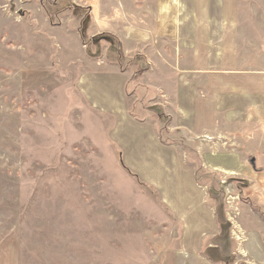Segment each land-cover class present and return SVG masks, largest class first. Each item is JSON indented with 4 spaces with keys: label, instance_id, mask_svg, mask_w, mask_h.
<instances>
[{
    "label": "rangeland",
    "instance_id": "1",
    "mask_svg": "<svg viewBox=\"0 0 264 264\" xmlns=\"http://www.w3.org/2000/svg\"><path fill=\"white\" fill-rule=\"evenodd\" d=\"M142 6L0 0V264H174L182 222L156 186L124 162L110 137L115 117L94 107L80 87L83 73L105 59L129 72L131 114L154 121L163 143L185 154L215 210L219 233L205 238L203 256L215 264H254L247 229L264 221V193L249 180L208 170L196 148L234 151L235 142L173 127L172 98L151 82L172 89L176 45L163 38L140 51L134 34L153 24ZM224 6L225 28L236 32L237 68L264 71V0ZM105 32L114 41L94 38ZM248 131V146L238 148L254 150L249 164L262 172L264 162L253 159L264 160V124Z\"/></svg>",
    "mask_w": 264,
    "mask_h": 264
},
{
    "label": "crops",
    "instance_id": "2",
    "mask_svg": "<svg viewBox=\"0 0 264 264\" xmlns=\"http://www.w3.org/2000/svg\"><path fill=\"white\" fill-rule=\"evenodd\" d=\"M138 1L143 5L140 11L153 19L152 26H141L134 34L140 51L144 48L143 53L147 52L149 44L163 38L172 39L176 45L177 56L171 61L172 89L151 82L161 89L163 86L167 98H172L168 101L174 114L173 127L197 138L219 133L235 142L234 151L211 150L200 143L196 148L208 170L249 180L264 193V171L249 164L248 157L255 151L238 148L248 146L244 141L248 130L264 124V71L237 68V37L236 32L225 28L228 16L221 10L224 0ZM194 2L200 3L201 15H196ZM105 33L94 38L114 41L111 32ZM225 35L228 45H224ZM96 65V71L83 73L80 87L94 107L115 117L110 137L121 148L124 162L156 186L182 222V245L172 252V262L215 264L203 256L201 246L205 238L219 233L216 213L205 203L203 190L195 183L193 167L178 148L163 143L154 121L139 120L131 114L129 72L119 63L109 64L107 59ZM253 161L264 162L256 158ZM247 234L248 258L254 264H264V221L255 229H247Z\"/></svg>",
    "mask_w": 264,
    "mask_h": 264
}]
</instances>
